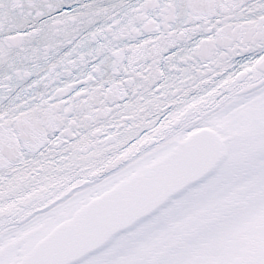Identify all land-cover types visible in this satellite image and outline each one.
I'll list each match as a JSON object with an SVG mask.
<instances>
[{
  "label": "snow or ice",
  "instance_id": "snow-or-ice-1",
  "mask_svg": "<svg viewBox=\"0 0 264 264\" xmlns=\"http://www.w3.org/2000/svg\"><path fill=\"white\" fill-rule=\"evenodd\" d=\"M0 264H264V0H0Z\"/></svg>",
  "mask_w": 264,
  "mask_h": 264
}]
</instances>
